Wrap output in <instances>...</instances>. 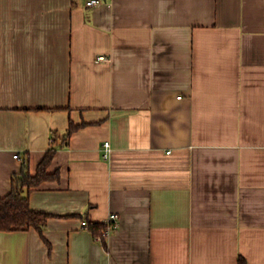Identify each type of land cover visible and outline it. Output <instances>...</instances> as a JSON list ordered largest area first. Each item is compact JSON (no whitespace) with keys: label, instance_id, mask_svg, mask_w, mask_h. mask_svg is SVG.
<instances>
[{"label":"crops","instance_id":"1","mask_svg":"<svg viewBox=\"0 0 264 264\" xmlns=\"http://www.w3.org/2000/svg\"><path fill=\"white\" fill-rule=\"evenodd\" d=\"M87 1L0 0V264H264V0Z\"/></svg>","mask_w":264,"mask_h":264},{"label":"trees","instance_id":"2","mask_svg":"<svg viewBox=\"0 0 264 264\" xmlns=\"http://www.w3.org/2000/svg\"><path fill=\"white\" fill-rule=\"evenodd\" d=\"M79 127V125H70L65 136V141L70 133ZM54 148H50L45 153L42 160L37 166L36 173L31 175L26 169V163L19 173H14L10 178V191L0 197V231L24 230L35 228L39 232L46 225L49 213L45 210L32 208L26 190L37 186L43 180L56 177V173H48L46 171L48 164L52 158ZM89 228L94 236L100 235L104 228V222H91ZM106 246L105 239L101 240ZM240 263L243 260L240 259Z\"/></svg>","mask_w":264,"mask_h":264},{"label":"built area","instance_id":"3","mask_svg":"<svg viewBox=\"0 0 264 264\" xmlns=\"http://www.w3.org/2000/svg\"><path fill=\"white\" fill-rule=\"evenodd\" d=\"M98 3H99L98 0L87 1V5H95ZM98 59L107 60L103 55L98 56ZM110 152H111L110 142L106 140L103 142V146H102L103 158L108 159L110 157ZM13 156L16 158L19 157V154L16 153ZM103 222L105 224V228L103 232L100 235L94 236L95 239L99 241H101L102 239H106L118 227L119 216L116 212H110ZM82 224L87 226L88 222L86 220H83Z\"/></svg>","mask_w":264,"mask_h":264}]
</instances>
